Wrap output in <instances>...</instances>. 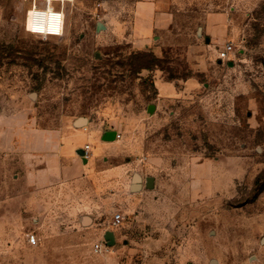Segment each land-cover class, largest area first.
Returning a JSON list of instances; mask_svg holds the SVG:
<instances>
[{
  "label": "rangeland",
  "instance_id": "374dc122",
  "mask_svg": "<svg viewBox=\"0 0 264 264\" xmlns=\"http://www.w3.org/2000/svg\"><path fill=\"white\" fill-rule=\"evenodd\" d=\"M138 1L0 0V264H264V0H166L146 35ZM80 117L126 176H15L16 119Z\"/></svg>",
  "mask_w": 264,
  "mask_h": 264
},
{
  "label": "crops",
  "instance_id": "0c3cea01",
  "mask_svg": "<svg viewBox=\"0 0 264 264\" xmlns=\"http://www.w3.org/2000/svg\"><path fill=\"white\" fill-rule=\"evenodd\" d=\"M165 5L166 0H139L137 29L145 35L152 33L156 26L155 15ZM166 88L171 91V84ZM85 118L82 124L78 123L79 118H65L55 126L46 127L34 126L29 119H16L10 137L17 169L15 176H23L32 189L44 190L47 183L54 182L61 184L62 191L90 177L104 178V184L111 187L116 174L126 176V165L115 164L112 159L117 131L105 130ZM86 144L91 146L87 157L82 155ZM142 181L140 176V188Z\"/></svg>",
  "mask_w": 264,
  "mask_h": 264
},
{
  "label": "built area",
  "instance_id": "2783aa9c",
  "mask_svg": "<svg viewBox=\"0 0 264 264\" xmlns=\"http://www.w3.org/2000/svg\"><path fill=\"white\" fill-rule=\"evenodd\" d=\"M233 49L232 44L228 43L223 45L220 49H219V58L221 59H227L229 58V54L231 53ZM117 137H120V133H116ZM91 149L90 144H86L84 147V156H88L89 155V151ZM124 220V215L121 212L115 213L113 216V224L116 226H119L122 221ZM28 240L31 244H37L38 243V237L34 232L29 233L28 235ZM95 249H102V243H96L95 244Z\"/></svg>",
  "mask_w": 264,
  "mask_h": 264
},
{
  "label": "water",
  "instance_id": "95a60500",
  "mask_svg": "<svg viewBox=\"0 0 264 264\" xmlns=\"http://www.w3.org/2000/svg\"><path fill=\"white\" fill-rule=\"evenodd\" d=\"M85 122H86V118L85 117H80L78 119V123L79 124H82V123H85ZM82 155H84V151L82 152ZM132 188L135 191L140 189V176L138 174L134 175Z\"/></svg>",
  "mask_w": 264,
  "mask_h": 264
},
{
  "label": "bare ground",
  "instance_id": "6f19581e",
  "mask_svg": "<svg viewBox=\"0 0 264 264\" xmlns=\"http://www.w3.org/2000/svg\"><path fill=\"white\" fill-rule=\"evenodd\" d=\"M85 221H86V219H85Z\"/></svg>",
  "mask_w": 264,
  "mask_h": 264
}]
</instances>
